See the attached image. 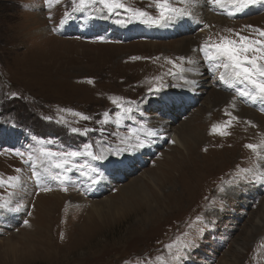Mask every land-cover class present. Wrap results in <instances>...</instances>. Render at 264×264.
Instances as JSON below:
<instances>
[{
	"label": "rangeland",
	"instance_id": "obj_1",
	"mask_svg": "<svg viewBox=\"0 0 264 264\" xmlns=\"http://www.w3.org/2000/svg\"><path fill=\"white\" fill-rule=\"evenodd\" d=\"M122 2L126 8L159 15L155 0ZM171 2L189 11L194 8L180 0ZM74 7L72 0H0V176L4 180L20 177L16 187L0 185V198L9 202L7 208L0 209L6 221L0 217V264H264V220L256 232L250 229L264 202V182L256 179L264 174V149L258 156L245 147L264 141V109L252 108L256 103L239 95L236 89L247 85L227 87L220 79L223 67L217 68L200 50L221 36L238 39L235 33L264 39L257 31L264 30V7L256 4L235 12L225 0L224 5L214 6L226 18L225 24L210 25L198 16L196 21L202 20L204 28L172 35L180 32L179 22L146 25L130 19L125 8L109 12L99 0H90L83 8L90 16L83 32L75 28L59 35L60 26L73 28L85 18L74 16L81 12ZM66 12L71 14L70 22L62 24ZM102 17H108L109 22H98ZM105 24L119 37L92 32L91 28ZM38 28L45 29L43 34ZM154 31L156 36L150 37ZM198 31L201 34L196 36ZM185 37L193 41L188 52L164 45ZM197 66L200 73L195 71ZM161 86L159 94L149 93L150 88ZM177 88L175 97L172 93ZM213 91L222 97H213ZM208 95L211 107L205 106ZM161 97L169 103H159ZM113 98H122L117 104L132 111L124 113L113 104ZM105 119L107 123H103ZM162 119L167 134L163 141L156 136L164 132L156 126ZM189 119L195 121L203 139L195 146L188 141L192 148L185 170L180 175L173 172L178 179L174 191L182 193L179 198L174 196L173 204L154 222L135 227L145 214L141 210L112 215L104 209L107 213L98 215L93 210L87 214L88 201L117 195L130 178L148 181L154 173L156 180L157 170L165 168L163 163L157 166L158 161L163 162L164 154H173L178 148L174 127ZM73 128L79 131L73 132ZM137 139L147 146L135 149ZM158 142L160 145L149 152ZM42 148L80 155L69 159L71 170L65 171L42 157ZM123 148L129 150L113 154L128 158L123 170L127 174L120 178L119 168L113 171L106 160L88 155L107 157ZM16 150L24 153L23 157ZM29 153L35 169L23 162ZM240 169L251 171L241 173ZM33 170L41 174L40 181L32 175ZM59 172L67 176L63 184L51 179ZM97 173L103 175L99 183L104 188L91 197ZM151 190L157 191L148 181L144 191L149 194ZM9 212L15 215L8 216ZM26 237L30 247L25 245ZM6 238L13 246L5 245Z\"/></svg>",
	"mask_w": 264,
	"mask_h": 264
},
{
	"label": "snow or ice",
	"instance_id": "obj_2",
	"mask_svg": "<svg viewBox=\"0 0 264 264\" xmlns=\"http://www.w3.org/2000/svg\"><path fill=\"white\" fill-rule=\"evenodd\" d=\"M46 3H49L50 0H45ZM90 0H72V3L76 5L74 11H82L84 6L89 3ZM101 4L104 5L109 12H113L115 9L125 8L126 11L130 13V19L140 20L142 23L149 24L152 26H165L171 23L180 22L184 18L192 17V12L189 11L187 7H176L172 4L171 0H155V6L159 10L158 16H152L147 11L140 9H131L126 8L122 0H99ZM202 0H180L182 4L189 3H201ZM208 4L218 6L225 3V0H206ZM230 6L235 8V12H243L251 5L259 4L261 7H264V0H227ZM235 12H229L228 15H235ZM70 13H65L64 19L70 17ZM63 23V20L61 21ZM117 23H123V21H117ZM246 27H251L246 26ZM55 30V29H54ZM231 31V30H229ZM260 37H264V30H257ZM238 39H233L227 36H221L219 41L216 43H205L201 46V51L204 52L205 58L213 63L217 68L223 67L224 71L220 73V79L223 80L227 87L233 88L237 84H245L246 88H237L240 96L246 97L252 103L259 101L264 105V39H256L250 36H244L240 33L234 34ZM183 59V58H181ZM191 62V61H190ZM176 66V65H174ZM91 82V81H89ZM194 83V82H191ZM162 86L160 88H150L149 93L152 95H157L161 92ZM122 98H113V104H117V101ZM161 104H167L169 101L164 97H161L159 100ZM175 103V101H172ZM118 107L122 109L124 113H129L132 111L131 108H125L122 104H117ZM83 119H90L88 116H83L80 113ZM105 117L108 116V113L104 114ZM119 116L120 114L117 113ZM107 119L103 123H107ZM217 130V126L213 125V131ZM73 132L79 131L78 129L73 128ZM87 132V129H85ZM153 135L154 133H149ZM221 134H225L221 132ZM144 141L137 139L136 144L134 145L135 149H142L146 147ZM245 147L251 149L258 156L260 155L261 149H264V141L260 144H247ZM128 148L117 149L115 153L110 152L109 155H120L123 152L128 151ZM16 154L23 157L24 153L16 150ZM40 155L45 159H48L56 169H62L65 171H70L71 168L68 167L69 159L74 158L80 155L79 152L72 151L67 153H53L49 149L42 148L40 150ZM88 155L92 156L95 160H106L107 157L103 154L94 155L92 152H89ZM39 158V157H38ZM25 164H31L33 169H35V162L33 160L32 153L28 154V159L23 161ZM114 164H120L122 161H112ZM83 165L79 166L80 170L83 169ZM89 169L96 173V169L92 168L91 165L88 166ZM21 169H16V172H20ZM48 171V169H45ZM251 169H240L241 173L249 172ZM32 175L36 177L37 181L41 180V174L33 170ZM87 175V173H85ZM91 179V177H89ZM103 178L102 173H97V178L93 179V183H99L100 179ZM51 179L58 180L61 184L65 183L67 176L63 172H59L56 175H52ZM256 179L264 182V174L256 176ZM20 182L19 176H9L7 180H4L0 176V185L7 184L9 187H16ZM229 183H232L231 181ZM45 191L49 189L45 188ZM67 190V189H65ZM221 192H224L225 189L221 188ZM9 202L4 201L0 198V209L7 208ZM19 211L20 209H15ZM201 217H197V220ZM28 221H25L27 224ZM171 247V246H169Z\"/></svg>",
	"mask_w": 264,
	"mask_h": 264
},
{
	"label": "bare ground",
	"instance_id": "obj_3",
	"mask_svg": "<svg viewBox=\"0 0 264 264\" xmlns=\"http://www.w3.org/2000/svg\"><path fill=\"white\" fill-rule=\"evenodd\" d=\"M224 4L225 3H223L222 5H224ZM190 5H194L193 9H192L193 6L190 7V11L193 14L192 17H187L186 19L180 21L179 22L180 25L178 26V28L180 29L179 30L180 32H173L172 35L180 34L181 32H183L185 30H191V31H194L196 33L197 32V31H195L196 28H204L205 26L203 25L202 22H200L202 20L199 19V22L196 21V18L198 16L203 17V19L207 20L210 23V25H213L215 22L216 23L220 22V23H224V24L226 23L225 22L226 18L224 16H222L220 9H218L217 7H214V6L210 8L209 4L206 2V0H202L201 3H191ZM218 6H221V5H218ZM98 20H101L102 23L109 22L108 17H102V18H99ZM34 23L35 22L33 21V24ZM30 24L33 25L32 23H30ZM35 25L36 24H34V26ZM44 30L45 29H39V28L36 29V31H38L39 34H41V33L43 34ZM158 31H159V33H161L160 30H158ZM156 32L157 31L152 32L150 37L156 36V34H155ZM200 34L201 33L199 32L196 34V36H199ZM173 42H174V44L173 43H168V44L165 43L164 45L168 46L167 48H171V47L175 48L176 52H181V51L182 52H186V51L188 52V48H192L191 46L193 45V43H192L193 41L191 40V38H186V37L180 39L179 41L176 40V42L175 41H173ZM148 45L151 47L156 46L155 43H149ZM195 71L198 73L201 72V70L199 69V66H197L195 68ZM192 77H194L195 79H198V77L196 75H192ZM178 89L179 88H177L175 90V92L172 93L175 97H177L176 95L178 94ZM213 92H214L213 97L214 96L222 97L220 92H215V91H213ZM212 104H213V102L211 101V99H209V95H208L206 97L205 106L211 107ZM208 111H210V110H208ZM243 111H245V110H243ZM242 113L243 112H241V114ZM164 121L165 120L162 119V120L158 121V124L156 125L159 132L164 131L161 134H156V136H158L159 140H161V141H163L164 139L167 138V134L165 131L166 129L162 128ZM173 131H174L173 140L177 144L178 148L181 151H178V148L177 149L173 148L174 149L172 151L173 154H169V153L164 154L163 159H165V160H163V162H162V160H160V162L158 161L157 166H160L163 163L165 168L161 169V170H157V179L156 180H153V174L154 173H151V175L149 176L150 179L148 180V181L152 182L153 187L155 189H157V191L151 190V192L149 194H147L144 191L146 183L148 182L147 180H145L144 178H142V180H136L134 178H130L128 181H126L124 184H122L121 187L119 188V190L117 192V195H119V196H117V195H115V196L104 195L101 199H95V200L88 201L90 203V206L88 208V211H86L87 214L91 215L93 210L98 215H101L103 212L107 213V211L104 209H108V211L111 212L112 215H115V214L119 213L120 211L125 212L126 214H131V213H137L141 210L142 214L144 212H145V214H143L141 216V218L139 217L140 221H138V223H136V225H135V227H137L138 229H141L142 224H144L145 222H148V223L154 222V220H156L158 218V215L161 211H165L169 206H171L173 204V199H176L175 197L179 198L181 193H182L180 190L178 192L174 191L175 190V187H174L175 186V179H177V177L175 178V176H173L174 175L173 172L176 171V173L177 174L179 173L178 175H180V173L183 170H185L184 167L186 166V161H187V159H190L189 156H191L190 152H191L192 146H195L196 144H198L201 141V139H203L200 129L198 128L197 124H195V121H193L192 119H189V121L186 120V122H183V123H179L177 125V127L176 126L174 127ZM169 134H170V132H169ZM247 138H249V137H247ZM188 141L193 142V145L189 146ZM159 145H160L159 142L155 143L154 145H152L151 147L148 148V151L152 153L154 151V148H156ZM182 150H184V152ZM136 156L141 158V153L137 151ZM127 159L128 158H126V157L120 158L119 156L111 155V156H107L106 162H107V165L110 167V169H112L113 171H115V167L119 168V175H117V177L120 178L121 175L125 176L127 174V172L123 171L125 169V166H127ZM117 160L122 161V163H120V164L112 163V161H117ZM191 160H192V158H191ZM165 161H167V162L165 163ZM98 185H100V186H99V189L97 190V192L101 193V190L104 188V186H102L100 183ZM164 188H167L166 189V190H168L167 193H163L162 190ZM50 192L55 193L54 190H50ZM185 194H186V192H185ZM167 198H170V200L168 199L169 202L166 200ZM4 215L5 214H3L2 212L0 213V217L2 220H4L2 218V216H4ZM13 215H15V214H12L10 212L8 214V216H11V217ZM88 218H90V217H88ZM11 220H13V219H10V221ZM18 220H20V219H16V221H18ZM263 220H264V202L262 203V207H260V210H258V212L256 213L255 220L253 221L252 225L250 226V229L254 230V232H256V230H257L256 228L259 227V225L261 224V222ZM251 233L247 234L248 237L250 236ZM28 239H29L28 237H26L24 239L26 247H30V244H29L30 242ZM3 242L8 247H10V245L13 246L12 241L9 238H6L5 241H3ZM233 262H234V260H233Z\"/></svg>",
	"mask_w": 264,
	"mask_h": 264
}]
</instances>
